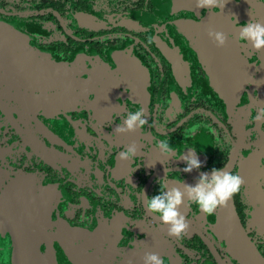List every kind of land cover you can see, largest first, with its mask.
I'll return each instance as SVG.
<instances>
[{"label":"flooded vegetation","instance_id":"1","mask_svg":"<svg viewBox=\"0 0 264 264\" xmlns=\"http://www.w3.org/2000/svg\"><path fill=\"white\" fill-rule=\"evenodd\" d=\"M230 1L0 0V264H26L31 247L39 264H241L215 231L220 208L185 202L177 240L143 198L165 176L182 189L223 167L245 182L232 202L264 257V50L237 39L264 23V0ZM218 13L223 47L198 26ZM141 107L143 129L116 134ZM192 150L201 168L186 173Z\"/></svg>","mask_w":264,"mask_h":264},{"label":"clouds","instance_id":"2","mask_svg":"<svg viewBox=\"0 0 264 264\" xmlns=\"http://www.w3.org/2000/svg\"><path fill=\"white\" fill-rule=\"evenodd\" d=\"M226 0H196L197 8L219 9L221 10ZM249 15L252 17L251 10ZM208 36L214 40L218 47H223L227 38L223 32L210 29ZM238 41H246L251 44L252 49L257 52L264 50V23L251 19L246 26L239 28ZM258 114L255 117L257 122L264 121V107L257 106ZM148 123L143 108L129 111L126 119L118 125L114 132L125 134L141 130ZM155 148L164 156H172L174 150L170 147L167 140H160ZM138 151L135 143L118 154L121 161L132 160ZM186 162L183 171L192 172L194 169L201 168V162L194 150L187 155H182ZM167 178L160 181V192L152 198H148L143 193L145 207L151 214L156 215L161 224L167 226L168 235L181 239L188 231L189 224L185 219L181 208L186 203H194L200 211L206 215H213L218 208L226 207L228 202L238 193L245 184L243 178L224 167L221 169L213 168L211 173L202 172L197 183L193 185L180 184L181 187H168ZM177 183V182H176ZM179 184V183H177ZM144 264H165L164 259L156 253H146L143 257Z\"/></svg>","mask_w":264,"mask_h":264},{"label":"water","instance_id":"3","mask_svg":"<svg viewBox=\"0 0 264 264\" xmlns=\"http://www.w3.org/2000/svg\"><path fill=\"white\" fill-rule=\"evenodd\" d=\"M226 4L230 5L231 1L226 0ZM227 21L228 17L225 13H218L216 15L209 14L206 16L199 24L202 27V36L204 30L208 31L214 29L219 21ZM5 197L8 194H4ZM3 199V198H2ZM2 211L0 213V218L2 223H8L10 219V209L8 202H3ZM17 222L19 219L16 220ZM215 231L218 236L225 241L228 252L241 264H264V257L260 254L256 246L250 240L247 233L244 231L239 217L234 208L232 199L228 202L226 207H221L219 209L218 219L215 225ZM34 244L33 242L31 243ZM20 250L17 254H21ZM26 256L24 261L26 264H39L40 258L39 254L32 247L27 249L25 252Z\"/></svg>","mask_w":264,"mask_h":264}]
</instances>
